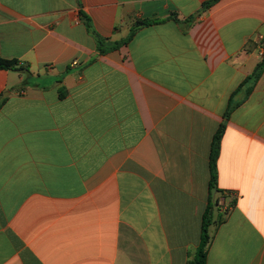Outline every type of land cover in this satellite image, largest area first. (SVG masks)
Here are the masks:
<instances>
[{
	"label": "crops",
	"instance_id": "1",
	"mask_svg": "<svg viewBox=\"0 0 264 264\" xmlns=\"http://www.w3.org/2000/svg\"><path fill=\"white\" fill-rule=\"evenodd\" d=\"M209 1L0 0V56L26 69H0V264H193L222 124L234 205L207 264H264V72L225 119L264 0ZM81 13L107 48L158 22L101 54Z\"/></svg>",
	"mask_w": 264,
	"mask_h": 264
},
{
	"label": "trees",
	"instance_id": "2",
	"mask_svg": "<svg viewBox=\"0 0 264 264\" xmlns=\"http://www.w3.org/2000/svg\"><path fill=\"white\" fill-rule=\"evenodd\" d=\"M219 1L220 0H210L209 2L205 3L202 10L198 13L197 16L205 13L207 10H209L211 7H213ZM81 16L83 18V22L86 25V27L89 29V31L91 33H93L95 35V37L97 39V43H98V49H99V52L101 54H105L107 52L116 50V49L120 48L122 45L128 44L130 42V40L132 39V37L134 36V33L137 29H139L140 27L148 26L152 23L158 22L157 20H153V19H145V20L137 21L133 27L134 29H133L131 35L126 40L121 41V42H116V43H114V45L112 47L107 48V45H106L107 41H104L103 39H101L93 31V26H92V23H91V20L89 19V17L87 15H85L84 13H81ZM193 20H195V17H192L189 20V22H192ZM0 69L11 70V71H13V70L25 71L26 70L24 67L21 66V64L18 60H16V59L9 60V59H5L1 56H0ZM263 72H264V59L262 62H260L257 65L253 74L251 76H249L248 78H246L241 83V85L239 86L237 91L230 98L228 110H227V113L225 115V119H228V117L230 116L232 111L239 105V103L234 101L235 96L243 90L244 86H247V85H249L248 92L250 93L253 90L254 85L258 82V80L262 76ZM0 106H1V104H0ZM224 131H225V124H222L220 126L218 132L214 136L213 142H212V151H211L212 184L211 185H212V190L215 189L218 194L214 197L213 196L210 197L208 207H207L205 214H204L201 243H200V246H199V249L197 252L196 259L193 262V264H207L208 249H209L210 243H211L212 238H213V236L211 235L210 229L212 226H214V225L218 226L223 221H225L226 216L228 215L229 207L232 206V204L234 205V201H232V203H230V205H228L227 209H225L224 206L220 205V199L224 198L225 201H227L228 196L224 195L223 192H221L217 189V183H216L217 173H218V159H219V156L221 153V142H222ZM216 208L219 210V215L217 218H215V209Z\"/></svg>",
	"mask_w": 264,
	"mask_h": 264
},
{
	"label": "built area",
	"instance_id": "3",
	"mask_svg": "<svg viewBox=\"0 0 264 264\" xmlns=\"http://www.w3.org/2000/svg\"><path fill=\"white\" fill-rule=\"evenodd\" d=\"M77 63H74V65H76ZM220 205L224 206V208L226 209V201L224 198L220 199Z\"/></svg>",
	"mask_w": 264,
	"mask_h": 264
},
{
	"label": "rangeland",
	"instance_id": "4",
	"mask_svg": "<svg viewBox=\"0 0 264 264\" xmlns=\"http://www.w3.org/2000/svg\"><path fill=\"white\" fill-rule=\"evenodd\" d=\"M218 215H219V210L216 208V209H215V218H217Z\"/></svg>",
	"mask_w": 264,
	"mask_h": 264
},
{
	"label": "water",
	"instance_id": "5",
	"mask_svg": "<svg viewBox=\"0 0 264 264\" xmlns=\"http://www.w3.org/2000/svg\"><path fill=\"white\" fill-rule=\"evenodd\" d=\"M213 197L216 195V190L212 191Z\"/></svg>",
	"mask_w": 264,
	"mask_h": 264
}]
</instances>
